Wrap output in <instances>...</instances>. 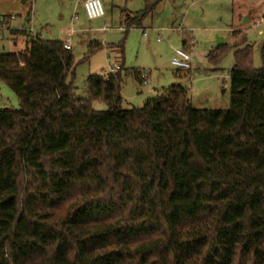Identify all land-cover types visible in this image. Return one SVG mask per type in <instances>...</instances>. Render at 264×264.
Instances as JSON below:
<instances>
[{"label":"trees","instance_id":"trees-1","mask_svg":"<svg viewBox=\"0 0 264 264\" xmlns=\"http://www.w3.org/2000/svg\"><path fill=\"white\" fill-rule=\"evenodd\" d=\"M232 47L226 110L195 109L181 84L123 109V65L79 97L63 40L1 53L20 107H0V264H264V42L260 68L246 34Z\"/></svg>","mask_w":264,"mask_h":264},{"label":"rangeland","instance_id":"rangeland-1","mask_svg":"<svg viewBox=\"0 0 264 264\" xmlns=\"http://www.w3.org/2000/svg\"><path fill=\"white\" fill-rule=\"evenodd\" d=\"M103 6L105 16L90 19L82 0H0V54L23 52L34 36L30 29L43 39L70 41L79 97L86 96L90 75L106 76L121 60L123 109L142 107L173 84L187 88L195 109H229L230 71L237 63L232 45L245 34L253 45V66L263 65L264 23L254 21L264 13V0H163L146 15V0H105ZM126 15L140 16L141 27H128ZM95 43L103 47L86 59ZM221 44L229 47L212 63L208 55ZM178 49L192 55L191 69L173 65ZM137 70L147 76V84L137 79ZM0 107H20L19 98L1 80ZM93 107L108 108L99 99Z\"/></svg>","mask_w":264,"mask_h":264},{"label":"built area","instance_id":"built-area-1","mask_svg":"<svg viewBox=\"0 0 264 264\" xmlns=\"http://www.w3.org/2000/svg\"><path fill=\"white\" fill-rule=\"evenodd\" d=\"M84 4V8L86 11L87 16L90 19H97L105 16V10L103 6V2L105 0H82ZM264 23V13L258 16V18L254 21V24L257 26H260ZM30 34L34 35L33 37L38 36L34 33L33 29H30ZM66 48H71V42L66 41L65 42ZM173 65L178 67L179 69H191L192 68V55L188 53L186 50L178 49L176 51V56L172 61ZM121 68L120 61H116L115 65L113 66L112 70L118 71ZM146 75L143 76V82L144 84L148 83V80L146 79Z\"/></svg>","mask_w":264,"mask_h":264},{"label":"crops","instance_id":"crops-1","mask_svg":"<svg viewBox=\"0 0 264 264\" xmlns=\"http://www.w3.org/2000/svg\"><path fill=\"white\" fill-rule=\"evenodd\" d=\"M126 16L129 17L128 15H126ZM138 17H140V16H138ZM246 22H248V19L245 20V23H246ZM118 59H119V58H118ZM117 61H120V62H121V60H117ZM121 63H122V62H121ZM129 74H131V72H129Z\"/></svg>","mask_w":264,"mask_h":264}]
</instances>
